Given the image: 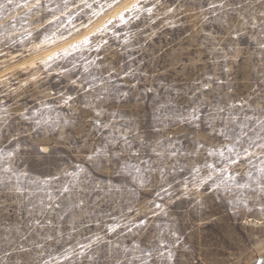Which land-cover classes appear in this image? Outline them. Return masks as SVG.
<instances>
[{
  "label": "rangeland",
  "instance_id": "rangeland-1",
  "mask_svg": "<svg viewBox=\"0 0 264 264\" xmlns=\"http://www.w3.org/2000/svg\"><path fill=\"white\" fill-rule=\"evenodd\" d=\"M262 251L264 0H0V264Z\"/></svg>",
  "mask_w": 264,
  "mask_h": 264
},
{
  "label": "bare ground",
  "instance_id": "bare-ground-1",
  "mask_svg": "<svg viewBox=\"0 0 264 264\" xmlns=\"http://www.w3.org/2000/svg\"><path fill=\"white\" fill-rule=\"evenodd\" d=\"M43 43H46V45L48 46V49H50L55 44V41H53V40L52 41L45 40ZM262 261H264V251H262V253L259 256V258L255 259V261L252 264H260Z\"/></svg>",
  "mask_w": 264,
  "mask_h": 264
},
{
  "label": "snow or ice",
  "instance_id": "snow-or-ice-1",
  "mask_svg": "<svg viewBox=\"0 0 264 264\" xmlns=\"http://www.w3.org/2000/svg\"><path fill=\"white\" fill-rule=\"evenodd\" d=\"M9 3H11V0H9ZM65 103H67V100L65 101ZM40 151L44 152V151H47V149L42 148V149H40Z\"/></svg>",
  "mask_w": 264,
  "mask_h": 264
},
{
  "label": "water",
  "instance_id": "water-1",
  "mask_svg": "<svg viewBox=\"0 0 264 264\" xmlns=\"http://www.w3.org/2000/svg\"><path fill=\"white\" fill-rule=\"evenodd\" d=\"M260 264H264V261H262Z\"/></svg>",
  "mask_w": 264,
  "mask_h": 264
}]
</instances>
